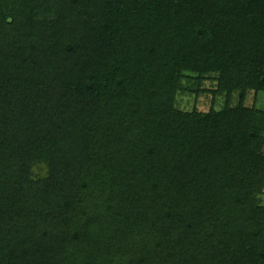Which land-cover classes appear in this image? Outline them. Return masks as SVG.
I'll return each mask as SVG.
<instances>
[{
	"label": "trees",
	"instance_id": "16d2710c",
	"mask_svg": "<svg viewBox=\"0 0 264 264\" xmlns=\"http://www.w3.org/2000/svg\"><path fill=\"white\" fill-rule=\"evenodd\" d=\"M250 92L264 0H0V264H264Z\"/></svg>",
	"mask_w": 264,
	"mask_h": 264
},
{
	"label": "rangeland",
	"instance_id": "374dc122",
	"mask_svg": "<svg viewBox=\"0 0 264 264\" xmlns=\"http://www.w3.org/2000/svg\"><path fill=\"white\" fill-rule=\"evenodd\" d=\"M198 77V74H192L191 72L183 73L180 90L174 97V107L182 112H193L195 110L209 112L212 108L217 111L223 109L225 107L226 97L225 94H216L218 90V83L215 80L216 75H207L202 82L197 79ZM237 102L238 96L235 95L233 98V104H236ZM246 105L250 107L254 105L258 108H264V94L256 95V93L250 92L246 100ZM255 153L264 156V136L260 137L257 141ZM257 198L259 200V205L264 207V189ZM230 236L231 235L228 236L229 239H231ZM255 258L256 260H259L258 255ZM263 260L264 257H262V261ZM262 261H259V263Z\"/></svg>",
	"mask_w": 264,
	"mask_h": 264
}]
</instances>
